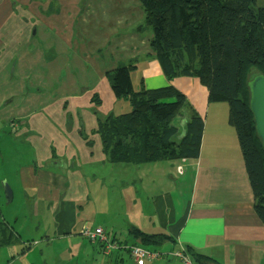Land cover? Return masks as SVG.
<instances>
[{
  "label": "crops",
  "instance_id": "obj_1",
  "mask_svg": "<svg viewBox=\"0 0 264 264\" xmlns=\"http://www.w3.org/2000/svg\"><path fill=\"white\" fill-rule=\"evenodd\" d=\"M17 16L24 23L34 21L31 26L35 29L40 23V27L48 25L57 29V35L64 41L71 40L80 60L95 71L96 84L86 93L81 105L94 107L100 119L116 106L119 111L126 109L124 103L113 98L105 75L122 63L124 66L129 63L135 67L130 73L133 88L137 89L140 82L146 89L174 87L201 118L203 132L196 159L130 168L114 166L108 171L107 165L112 164L107 163L95 133L97 114L92 113L91 124L70 126L73 127L70 130L61 125L27 124L25 139H36L39 143L31 145L36 149V159L20 167L14 176H9V170L5 172L3 189H10L6 203L10 204L20 193L25 201L34 204L31 210L35 214L46 210L54 237L58 243L67 245L68 256L90 259V264L98 263L96 256L100 264L134 263L125 251L108 258L102 256L98 246L79 235L83 226L102 228L110 240L127 245L134 243L128 234L130 228L161 235L166 240L157 251L183 249L190 256L188 249L211 260L207 261L211 264H264V228L253 212V197L236 134L227 122V106L209 102L206 89L196 78L178 77L171 81L164 78L156 60L150 57L151 35L138 34L134 29L143 17L139 3L136 0H0V36L6 26L12 27ZM2 42L0 38V50L4 46ZM99 51L104 55H98ZM179 121L181 127L186 122L183 117ZM107 190L113 192L114 210L108 208ZM0 197L3 203L1 187ZM115 217L120 219L118 223L114 222ZM0 223L15 236V242L3 246L12 259L11 264L19 259L21 264H28L25 259L16 258L22 257L18 252L25 253L31 243L22 242L9 222L2 219ZM37 229L39 235H44L38 222ZM109 233L113 236L109 237ZM44 239L47 243L48 235ZM144 264L180 262L165 256Z\"/></svg>",
  "mask_w": 264,
  "mask_h": 264
},
{
  "label": "trees",
  "instance_id": "obj_2",
  "mask_svg": "<svg viewBox=\"0 0 264 264\" xmlns=\"http://www.w3.org/2000/svg\"><path fill=\"white\" fill-rule=\"evenodd\" d=\"M136 1L143 17L134 29L151 35L150 57L164 78H196L206 89L209 102L226 104L227 122L236 134L251 189L253 212L264 228V150L248 105L251 73L264 76V0ZM134 69L128 63L105 75L113 98L128 108L96 120L95 133L107 163L143 166L196 159L203 132L201 118L170 85L146 89L140 82L133 88L130 73ZM180 117L186 120L182 127ZM128 234L132 245L149 251H157L166 240L134 228ZM14 237L0 223V248L15 242ZM96 246L101 251L102 245ZM119 251L129 256L124 249L112 255ZM187 251L197 264L212 262Z\"/></svg>",
  "mask_w": 264,
  "mask_h": 264
},
{
  "label": "rangeland",
  "instance_id": "obj_3",
  "mask_svg": "<svg viewBox=\"0 0 264 264\" xmlns=\"http://www.w3.org/2000/svg\"><path fill=\"white\" fill-rule=\"evenodd\" d=\"M33 22L27 20L24 23L17 16L12 27L6 26L0 36L4 44L0 50V187L3 195L0 221L4 219L9 222V226L19 233L22 242L31 243L25 253L18 252L23 256L16 259L23 258L28 264H90V259H72L68 256L67 245L58 243L54 237L51 218L46 210L43 214H35L31 210L34 204L25 201L20 193L10 204L5 200L2 185L5 172L9 170V176H14L20 167H26L36 159V149H32L31 145L38 146L39 143L36 139H25V125H61L70 130L75 125L91 124L93 114L100 119L94 107L81 105L86 93L96 84L93 77L95 71L89 70L80 60L79 51L74 50L71 40L64 41L57 35V29L48 25L40 27V23L35 29L31 26ZM98 55L104 54L99 51ZM88 60L90 63L91 59ZM114 112L118 114L125 110L119 111L116 106ZM37 140L41 141V138ZM114 166L130 168L131 165H107V170ZM112 195V190H107L108 208L114 210ZM15 217L18 219L16 222L13 221ZM118 221L120 219L115 217L114 222ZM37 222L44 229V235H39ZM109 234V237L113 236V233ZM45 235L49 238L47 243ZM32 242L37 244L33 245ZM85 246L91 250L87 244ZM9 256L6 247H1L0 264H11ZM95 258L100 264L99 257ZM20 260L16 264H21Z\"/></svg>",
  "mask_w": 264,
  "mask_h": 264
},
{
  "label": "built area",
  "instance_id": "obj_4",
  "mask_svg": "<svg viewBox=\"0 0 264 264\" xmlns=\"http://www.w3.org/2000/svg\"><path fill=\"white\" fill-rule=\"evenodd\" d=\"M79 235L93 245H102L101 253L102 256L106 258L111 257L118 249H124L129 251V257L134 264L157 261L165 256H171L177 259L180 264H196L183 249L161 253L159 251H149L136 245L119 246L116 241H110L104 230L99 227L90 228L88 226H83L79 230Z\"/></svg>",
  "mask_w": 264,
  "mask_h": 264
},
{
  "label": "water",
  "instance_id": "obj_5",
  "mask_svg": "<svg viewBox=\"0 0 264 264\" xmlns=\"http://www.w3.org/2000/svg\"><path fill=\"white\" fill-rule=\"evenodd\" d=\"M249 109L254 122V129L264 150V76L251 73L248 80ZM6 199L10 198V189L5 187Z\"/></svg>",
  "mask_w": 264,
  "mask_h": 264
}]
</instances>
